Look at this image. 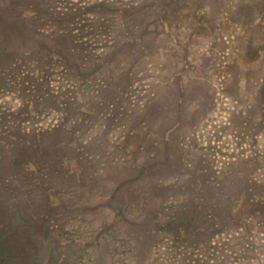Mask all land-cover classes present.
Instances as JSON below:
<instances>
[{"label": "rangeland", "instance_id": "rangeland-1", "mask_svg": "<svg viewBox=\"0 0 264 264\" xmlns=\"http://www.w3.org/2000/svg\"><path fill=\"white\" fill-rule=\"evenodd\" d=\"M57 2L41 10L46 0H21L14 18L22 16L24 41L0 44V62L14 51L10 71H0V112L9 114H0V140H13L14 154L41 174L59 213L45 218L40 264H264V214L250 190L264 186V0ZM92 3L116 17L77 19ZM127 13L137 14L131 25ZM133 165L152 167V189L186 182L162 223L141 215V193L130 189L138 173L125 179ZM223 170L237 193L228 209L205 212L219 223L202 245L186 190ZM27 211L9 209L21 242L35 238ZM104 235L113 238L101 254Z\"/></svg>", "mask_w": 264, "mask_h": 264}, {"label": "trees", "instance_id": "trees-1", "mask_svg": "<svg viewBox=\"0 0 264 264\" xmlns=\"http://www.w3.org/2000/svg\"><path fill=\"white\" fill-rule=\"evenodd\" d=\"M57 1L59 0H46V3L44 4L45 6H43V3L40 4V6H43L41 10H46L47 4L48 7L53 10L54 6L58 3ZM20 2L21 0H15V2L12 1L13 7H11V5L8 8H4L2 5L0 6V32L4 35V38L0 37V44H2V39L4 40L5 44H8V41H11L15 37H18V41H24L26 30L21 28L22 16H18L17 20H15L16 18H14V13L18 12V10L16 9ZM53 2L54 6H51ZM105 11L112 12L111 14L109 13L108 17H116L115 10L111 11V9L104 7V5H101L99 3H92L90 5H85L84 7L80 6L74 13L77 19H81L82 21H85L86 19L88 20V18L91 19L92 16H94L95 19H100L98 21L101 22L105 18H107V16L101 17V15L105 13ZM136 15L137 14H135V16H131L129 13H127L130 25L134 23L131 18H137ZM82 26L83 29H85V26L83 24ZM110 28L111 27L105 23L101 27V29L106 32V35L108 33V29ZM130 28H133V26ZM128 31H130V29ZM124 33L122 34V36L125 35ZM31 37L35 38L37 37V34H33ZM33 42L34 41H31L29 43ZM41 44L45 46L46 40L44 39ZM127 44H129V42ZM122 48L123 46H116L111 49V52L115 53ZM6 50L8 54L3 56V62H5V64L0 62V71H3V69L8 67L9 72L11 68V65L9 63L11 62L14 51H11L9 48H6ZM75 66L77 69H79V66L77 64H75ZM23 76H25V74H23ZM3 78H5L3 73H0V81H2ZM0 114L9 115L7 114V112H0ZM5 128H7V126H3V122H0V138H2V136L4 137L6 131ZM60 134L61 132L59 133V135ZM66 148L71 149L72 147H67L66 145ZM15 149L16 144L13 140H0V264H40L38 249L39 240H42L41 238H45L49 233L47 227H45L44 224L45 218H50L52 215H57L59 213H57V204L48 202L43 194L44 188L43 184H41V174L38 173L33 167L26 166L24 164L26 162V158L21 157L18 154L16 156L14 154L15 152L13 151ZM17 159H20L21 161V163L17 164L19 165L18 167L17 165H14ZM122 166L128 167L126 166V163H123ZM151 166L157 167V164ZM130 167L131 169L129 170V173L125 174L126 180H128L129 177L133 176L135 173H138L134 165ZM152 167H150V170L147 169V171L145 169V174L142 172L138 173L135 177L136 180L131 184L130 189L131 194L134 198L136 197V195L139 196V194L141 193L143 207L146 208L140 211V213H142L141 215H146L148 221L153 220L154 224L157 225L158 222L162 223V219L160 220L161 216L164 217L166 210L170 209L173 206V203L171 201L182 191L181 187L185 188L186 182H184V185L181 186L180 182H183V177L178 176L177 180L180 182L174 181L159 183L158 185H156V189H152L150 188V186L152 185L146 184L148 182V177H150L149 175H151L152 173ZM48 172H50L49 169ZM221 173L222 174L219 180H216L215 183L214 181H206L200 185L193 184L186 190V194H189V200L193 198V201H190L192 203V211L193 213H195L194 221L196 223L194 226L197 228H201V230L198 231L197 242L201 243L202 245H208V242H206L205 238H207V234H210V232L207 231V229L213 231L217 228V224L219 223L217 222V219L214 220V222H209L208 220H206L205 212L219 213V209L222 207L225 208L229 200L232 199L234 190L235 192L237 191L236 186L234 190L231 189L232 184L230 180H228L227 173L224 170ZM115 177L117 176H114V178ZM262 188H264L263 185L257 186L256 184L254 185V187H250V190H252V192H258L256 201L259 202V204L257 203V205L253 204V206H251L252 208L257 207V214H264V197H258L262 194V192H264L261 191ZM203 193H206L207 196H205ZM197 197H200V200L198 199L197 201ZM205 198L207 200H205ZM236 201V199H233L231 202ZM11 206H16L28 210L27 213L31 216L33 223L32 227L34 228V232L36 234H34L35 238H29L24 242H21L16 238L12 230L9 217V209ZM30 208H34L35 213L30 214ZM125 208L126 214L131 213V204H129L127 201ZM238 210L239 209H237L236 212ZM48 213L49 215L46 216ZM39 237L40 239L38 240ZM106 238L109 241L113 237H110V235H104L100 240L97 250L100 249L101 254H105L104 248L107 244ZM130 247L131 250H134L133 246ZM113 252H117V249L110 248L111 256ZM212 259L216 260V264H218V258ZM57 264L66 263L65 260H59Z\"/></svg>", "mask_w": 264, "mask_h": 264}]
</instances>
